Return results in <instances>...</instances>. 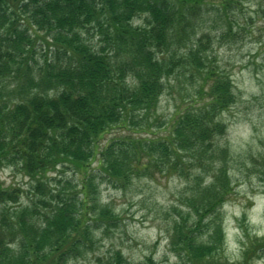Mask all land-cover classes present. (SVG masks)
I'll list each match as a JSON object with an SVG mask.
<instances>
[{
	"label": "trees",
	"instance_id": "1",
	"mask_svg": "<svg viewBox=\"0 0 264 264\" xmlns=\"http://www.w3.org/2000/svg\"><path fill=\"white\" fill-rule=\"evenodd\" d=\"M202 1L0 0V171H21L33 183L24 193L0 180V264H67L91 249L93 225L117 220L98 204L96 178L124 185L146 168L177 170L182 152L194 149L190 164L202 163L224 130L214 118L234 101L231 83L217 78L208 32L198 33L209 14ZM138 17L143 24L134 25ZM177 76L214 79L209 95L198 87L191 99L207 101L176 114L165 137H140L164 125L154 113ZM115 129L122 134L104 139ZM217 172L221 186L200 200L182 198L195 220L172 208L173 243H185L191 264H219L218 211L229 182ZM206 216L215 243L194 244L193 228ZM249 243L245 259L254 245L264 249V239ZM109 259L125 263L120 253Z\"/></svg>",
	"mask_w": 264,
	"mask_h": 264
},
{
	"label": "rangeland",
	"instance_id": "2",
	"mask_svg": "<svg viewBox=\"0 0 264 264\" xmlns=\"http://www.w3.org/2000/svg\"><path fill=\"white\" fill-rule=\"evenodd\" d=\"M201 8L209 9V14L204 19L205 30L198 33L208 32L207 50L210 48L208 52L220 68L216 69L217 78L231 83L234 96L233 103L214 118L223 124V132L207 143L209 152L199 166L190 164V156L196 155L194 149L182 152L177 170L146 168L143 173L131 175L124 185L96 178L97 202L100 207L111 209L117 220L108 227L101 222L93 225L92 248L81 249V255L70 258L67 264H105L112 261L109 258L115 253L121 254L124 264H143L147 260L153 264H191L185 255V243H173L172 225L176 220L172 208L176 206L182 216L195 220L197 217L183 199L200 200L202 191L212 190V184L218 183L215 180L220 168L229 184L219 205L221 250L216 261L264 264V249L255 251L258 247L254 245L249 257L245 259L243 254L250 241L264 239V0H203ZM133 24H143V17L134 19ZM36 41L33 43L39 51L44 42ZM218 71L224 73L220 75ZM198 78H168L154 113L158 124L164 125L153 127V134L141 133L140 137H165L176 114L193 107L194 90L204 87L210 94L214 79L206 82ZM206 101V97L198 100L194 108ZM121 134L115 129L104 139ZM66 174V178L75 181L76 176ZM0 180L4 186L19 185L24 193L33 184L12 168L1 169ZM21 202L26 203V195ZM209 217L202 220L200 228H193L194 244L215 243L212 239L210 242L213 234L206 227L214 223V218Z\"/></svg>",
	"mask_w": 264,
	"mask_h": 264
}]
</instances>
